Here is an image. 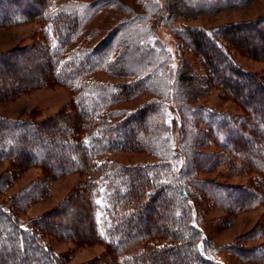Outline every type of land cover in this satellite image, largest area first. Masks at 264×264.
Segmentation results:
<instances>
[{
    "label": "trees",
    "instance_id": "trees-1",
    "mask_svg": "<svg viewBox=\"0 0 264 264\" xmlns=\"http://www.w3.org/2000/svg\"><path fill=\"white\" fill-rule=\"evenodd\" d=\"M104 2L112 0L59 6H53L54 0H0V26L37 25L29 46L0 52V99L37 87L62 85L70 91L67 106L50 117L0 116V160L9 161L0 174V193L26 168L41 170L40 177L0 201V264H70L49 248L47 235L104 244V252L85 264H219L193 223L196 206L203 211L218 207L231 220L264 203V79L241 67L233 55L264 60V14L216 27H177L180 46L201 69L191 75L179 63L176 81L183 93L177 94L166 85L169 69L157 73L169 54L158 42L151 46L146 28L142 31L144 19L162 13L158 2L145 0L144 13L117 22L97 42L80 41L87 13ZM247 2L169 0L165 18H190ZM19 67L30 74L17 75ZM100 69L130 80H91ZM195 83L217 89L241 113L187 107ZM145 92L160 100L132 110L110 109ZM176 94L185 100L180 110H189L199 125L177 128L175 120L166 121V102ZM210 144L217 150L203 149ZM122 150L151 153L158 161L129 165L100 159ZM222 163L236 174L250 175L249 182L226 184L193 173ZM74 172L85 179L73 193L26 223L18 218L16 208L45 198L54 179ZM226 249L243 262L264 264V241L252 246L233 242Z\"/></svg>",
    "mask_w": 264,
    "mask_h": 264
},
{
    "label": "rangeland",
    "instance_id": "rangeland-1",
    "mask_svg": "<svg viewBox=\"0 0 264 264\" xmlns=\"http://www.w3.org/2000/svg\"><path fill=\"white\" fill-rule=\"evenodd\" d=\"M95 0H54L53 6L61 4H88ZM106 1V0H105ZM161 6L162 13L156 17L144 19L142 31L145 28L149 35L150 45L154 42L164 47V51L169 54V59L164 62L162 68L157 69L158 75H163L165 70L169 69L166 74V85L171 86V92L183 93V89L176 81L178 75L177 69L180 68L187 71L188 74L196 75L201 72L198 65L199 61L192 56L190 52L180 46L179 40L176 38L175 30L179 26L189 27H216L221 24L242 21L254 18L264 14V0H248L247 4L242 7L221 10L215 13L197 15L190 18H173L167 19L169 13V0H153ZM145 0H112V2H104L98 5L96 9H91L87 13L84 21L81 42L93 44L100 40L105 33L113 28L117 22L122 19H130L135 15L144 13ZM75 5V4H74ZM140 25V24H135ZM141 26V25H140ZM37 28L34 22H23L12 26H0V52H4L13 48L29 46L33 42V34ZM126 33V31H125ZM114 55V54H113ZM236 62L244 69L256 73L264 79V60L253 59L239 52H233ZM171 57V58H170ZM13 58H17L14 55ZM164 69V70H163ZM17 75H29L23 68H17ZM135 75H132V79ZM91 80L99 83H114L130 80L126 76H112L108 71L100 69L91 76ZM178 83V84H177ZM186 91V90H185ZM169 99L167 105L166 121L175 120V126L189 127L191 125H199L198 118H190L188 112L180 105L184 98L180 96ZM189 102L187 107L190 108L201 105L221 112L238 113L239 108L234 102L224 99L220 96L217 89H207L205 86L195 83L191 86L190 94L188 90ZM187 98V99H188ZM70 99L69 87L56 85L49 87H37L30 91L19 94L12 99H0V116L7 118H24L28 115L35 119H44L50 117L61 109L65 108ZM153 99L160 100L151 92H145L130 100L120 101L110 106V109H135L144 103ZM179 102V103H178ZM178 111V113H176ZM186 127V128H187ZM185 129V128H183ZM180 130L175 133V144L180 140ZM217 150L215 145L210 144L203 149ZM119 164H138L144 162L158 161L154 154L146 153L139 150H122L108 153L100 157ZM187 160V159H186ZM227 164H218L214 168L207 170H194V175L198 179H209L226 184H247L250 175L236 174V171L230 169ZM9 161L0 160V174L7 170ZM41 176V170L38 167L26 168L3 192L0 193V201L5 202L9 197L20 191L31 180ZM85 179V176L79 172L70 173L54 179L48 188L45 198L34 201L25 208H16L15 212L18 218L26 223L29 219L40 216L55 205L73 193ZM191 190L195 189V185L189 184ZM197 213L194 215L193 223L199 229L201 237L208 240L212 246V259L219 264H255L243 262L236 255L226 248L233 242H241L243 246L257 245L264 241V203L254 208L245 210L233 215L231 220L227 212L214 207L208 211H203V207L196 206ZM199 211V212H198ZM225 218V219H223ZM228 218V219H227ZM45 241L49 248L56 254L68 257L70 264H85L92 262L94 258L104 252L105 245L102 243L78 244L73 240H59L54 236H45Z\"/></svg>",
    "mask_w": 264,
    "mask_h": 264
}]
</instances>
